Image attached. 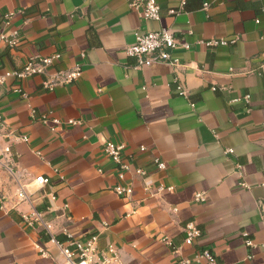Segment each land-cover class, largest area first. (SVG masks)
<instances>
[{
	"label": "crops",
	"instance_id": "obj_1",
	"mask_svg": "<svg viewBox=\"0 0 264 264\" xmlns=\"http://www.w3.org/2000/svg\"><path fill=\"white\" fill-rule=\"evenodd\" d=\"M156 3L160 19L145 21L126 0H0V34L18 31L21 41L13 49L0 42V74L21 69L30 57L59 55L46 76L0 84L4 133L28 196L20 203L18 183L0 168V264L62 263L50 242L64 239L62 228L77 238L96 235L99 249L113 243L121 264H177L180 258L204 264L195 260L202 249L218 264H264V0ZM160 28L189 49L172 52L175 67L134 68L125 48L135 32ZM212 39L235 42L203 43ZM76 65L77 81L42 88L56 70ZM178 85L186 96L177 94ZM246 94L249 105L241 100ZM44 115L60 121L55 130L41 122ZM107 141L123 144V157L132 169H145L152 185L173 190L150 196L130 174L120 182L103 150ZM154 156L165 170L155 167ZM36 176L49 184L37 187ZM128 183V200L111 191ZM199 193L201 202L195 201ZM30 210L43 214L46 228L24 225L21 213ZM190 221L201 235L186 241Z\"/></svg>",
	"mask_w": 264,
	"mask_h": 264
},
{
	"label": "built area",
	"instance_id": "obj_2",
	"mask_svg": "<svg viewBox=\"0 0 264 264\" xmlns=\"http://www.w3.org/2000/svg\"><path fill=\"white\" fill-rule=\"evenodd\" d=\"M129 8L140 10L142 13V18L145 21H158L160 19V7L156 3V0H126ZM184 5V2H182ZM208 7V4H204V9ZM170 14L176 13L175 10H169ZM264 13V11H263ZM10 14L5 16V23L8 24V18ZM257 23L258 20H255ZM134 43L125 48V53L135 58L134 68L140 67H150L156 63H166L170 66H177L178 61L173 59L172 52L177 47H182L184 49H189V46L186 43H181L175 34L168 28H160L153 31H136L135 32ZM0 42L5 43L9 48H16L21 44L19 39V32L13 31L9 35L0 34ZM235 42V39L232 40H208L203 42L206 46H218V45H228ZM59 59L58 54H54L48 57L43 58H34L30 57L23 67L19 70L6 72L0 74V84L3 83L7 78L14 77L16 79H24L31 76H46V68L51 66L55 60ZM81 76V67L76 65L69 69H60L56 70L50 77L42 82V88L46 91H53L57 86L69 85L74 83ZM215 90V88H213ZM177 94L180 96H186V91L182 86H177ZM25 96V95H23ZM241 100L247 105L250 104V96L248 94L244 95ZM250 110V108H248ZM41 122L45 125L49 123L52 125L50 129L53 131L55 127L60 124V121L57 118H53L50 115H44L41 117ZM79 121L69 120L68 124L75 125ZM4 119L0 113V168L4 170L9 176L16 179V157L12 153V147L10 142L9 134L4 133ZM23 142H27V138L22 137ZM123 144H117L112 142H105L103 144V150L106 156L113 163L117 179L121 182L124 180L127 174L138 177L143 183V190L146 194L150 196H156L157 194L163 193L165 191L171 192L172 187L165 186L160 183L156 186L148 182V173L143 168H134L132 169L128 160L123 157ZM140 151H144L145 148L141 146ZM233 153L230 149H225V155H231ZM37 156L40 157L39 152H35ZM153 163L155 167L163 171L166 166L165 163L157 156H154ZM55 172H57L55 170ZM37 187H42L49 184V179L44 176H36L33 180ZM111 191L121 198L122 200H128L132 193L133 187L131 183L128 184H116ZM16 197L18 201L25 202L28 201V196L23 188L18 183V189L16 191ZM204 200L202 194L195 195V201L201 202ZM4 198L0 196V209L5 208ZM172 212L176 211V208L171 209ZM135 213V210H133ZM21 219L24 225L28 228H34L36 224H41L46 228L47 224L44 221L43 214L35 210H30L26 213H21ZM184 238L186 241H193L200 237L201 231L195 225L194 222H188L183 228ZM61 234L63 235V240L57 238H50V242L58 249L60 255L63 258L62 263L60 264H121L120 256L118 249L113 243H107L104 249H99L97 246V236L91 235L87 238H77L70 235L66 228H62ZM173 254L178 255V249L171 246V244L165 241ZM247 247H251L252 241L249 239L244 240ZM41 254L46 255V252L38 247ZM195 260L200 262L204 261V264H218L213 253L208 249H202L195 255ZM177 264H194L191 260H186L180 258Z\"/></svg>",
	"mask_w": 264,
	"mask_h": 264
},
{
	"label": "trees",
	"instance_id": "obj_3",
	"mask_svg": "<svg viewBox=\"0 0 264 264\" xmlns=\"http://www.w3.org/2000/svg\"><path fill=\"white\" fill-rule=\"evenodd\" d=\"M59 240H63V239H59Z\"/></svg>",
	"mask_w": 264,
	"mask_h": 264
}]
</instances>
